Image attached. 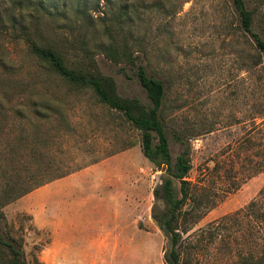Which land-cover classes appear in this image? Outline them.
I'll return each instance as SVG.
<instances>
[{
    "label": "rangeland",
    "instance_id": "rangeland-1",
    "mask_svg": "<svg viewBox=\"0 0 264 264\" xmlns=\"http://www.w3.org/2000/svg\"><path fill=\"white\" fill-rule=\"evenodd\" d=\"M53 2L65 17L58 23L42 20L41 34L57 42L68 67L111 77L120 97L137 99L145 107L150 102L137 80V66L164 84L160 119L171 164L183 149L173 138L178 136L190 148L187 179L202 188L203 206L205 194L210 203L199 220L182 221L190 230L182 235L181 264H239L240 253L264 252V225L255 231L242 220L229 222L226 229L210 228L243 209L264 187V168L252 176L247 171V158L264 164V139L246 136L250 116L264 98L255 76L245 71L246 61L239 58L246 47L235 30L238 21L230 0ZM78 8L88 14L90 28L78 17ZM259 12L264 19V4ZM103 25L137 57L136 65H117L101 53L98 44H107ZM72 38L78 41L72 43ZM246 137L255 144L252 148ZM112 156L129 159L125 163L138 176L121 216L137 223L141 239L128 244L119 257L108 255L91 264H165L168 242L151 218L152 206H160L152 191L165 173L143 156L140 132L99 103L90 89L71 88L25 47L1 37L0 200L6 192L32 188L2 208L6 222L23 237L27 264H71L77 257L69 251L65 255L70 262H55L51 252L56 222L87 219L73 217L77 203L72 196L77 194L70 175ZM39 182L45 184L36 187ZM92 205L87 201L82 210ZM188 209L187 204L183 210Z\"/></svg>",
    "mask_w": 264,
    "mask_h": 264
},
{
    "label": "trees",
    "instance_id": "trees-1",
    "mask_svg": "<svg viewBox=\"0 0 264 264\" xmlns=\"http://www.w3.org/2000/svg\"><path fill=\"white\" fill-rule=\"evenodd\" d=\"M53 1L0 0V38L8 36L12 44L25 47L32 57L71 88L90 89L99 103L121 115L125 122L140 132L143 156L165 173L161 176L160 184L152 191L154 200L160 203V206L155 205L151 208V218L168 242L163 256L164 262L165 264H181L179 249L183 242L182 235L190 230L188 226L182 224V221L193 223L199 220L210 203L208 195L205 194L206 204L203 206L202 195L199 193L202 188L187 179L191 170L190 148L178 136L173 138L183 145V149L176 157L173 166L171 164L169 141L160 119L165 99L164 84L161 80L148 75L142 65L137 66V80L150 102V106L145 107L137 99L120 97L111 77L92 72L85 73L68 67L57 50V42L41 34L40 22L42 20L47 19L58 23L65 17L58 11V4ZM230 2L231 12L238 21L235 30L238 37L243 39L244 47H246L243 50L245 56L239 58L246 61L245 69L247 70L245 71L255 76L260 87L259 91L264 98V19L259 12L264 2L263 0H230ZM77 14L78 17L83 18L84 26L90 28L88 14L80 8ZM103 31L102 38L107 41V44L104 42L98 44L101 53L117 65H136L137 57L132 55L127 45H118L117 39L107 33L110 31L107 26L103 25ZM88 37L89 34H86L81 38L82 44L86 43ZM58 39L60 38L56 40ZM73 41L78 40L72 38L70 42L73 43ZM250 118L251 127L246 131V136L254 134L260 137L259 139H264V105L255 110ZM250 140H245V143L252 148L255 144ZM247 165H249L248 176L256 175L264 168L263 163L253 162L249 158H247ZM65 175L67 174L58 176L54 180L63 178ZM43 184L45 183L39 182L35 186L39 187ZM232 187L236 188L237 185L233 184ZM31 190L32 188H27L14 194L6 192L0 200V264H27L23 237L6 222L2 208ZM6 191H11V188ZM187 204L189 209L183 210ZM242 220H246L250 228H254L255 231L262 228L261 226L264 225V187L243 209L223 216L211 223L210 228L215 226L226 229L229 222ZM239 258L241 260L239 264H264V252L240 253Z\"/></svg>",
    "mask_w": 264,
    "mask_h": 264
},
{
    "label": "crops",
    "instance_id": "crops-1",
    "mask_svg": "<svg viewBox=\"0 0 264 264\" xmlns=\"http://www.w3.org/2000/svg\"><path fill=\"white\" fill-rule=\"evenodd\" d=\"M129 161L112 156L70 175L76 182L73 191L77 194L76 199L72 196L77 203V210H72L73 217L87 219L54 224L51 252L55 262L91 264L108 255L119 257L126 252L128 244H136L137 238L141 239L137 223L123 221L121 216V208L130 203L138 177L133 166L125 163ZM87 201L93 205L84 211L82 206ZM47 228L51 227H44ZM69 251L77 255L70 261L65 255ZM46 252L47 248L45 255Z\"/></svg>",
    "mask_w": 264,
    "mask_h": 264
}]
</instances>
